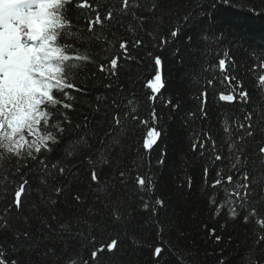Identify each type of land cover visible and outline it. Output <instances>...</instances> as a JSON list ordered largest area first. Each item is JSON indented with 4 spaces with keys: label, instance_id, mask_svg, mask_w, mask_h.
Here are the masks:
<instances>
[{
    "label": "trees",
    "instance_id": "obj_1",
    "mask_svg": "<svg viewBox=\"0 0 264 264\" xmlns=\"http://www.w3.org/2000/svg\"><path fill=\"white\" fill-rule=\"evenodd\" d=\"M78 2L74 0L67 6L66 14L72 26L61 31L58 41L66 54L73 57L68 62L73 65L71 82L83 91L65 90L74 97L73 108L60 110L66 112L71 123L63 125L65 131L51 152L38 155L36 161L29 160L27 167L21 168L32 187L28 190L24 211L13 210L9 217L13 230L24 229V217H29L27 226L37 247L19 253L23 264H65L69 256L77 255L88 264H264V242L257 243L258 237L264 236V228L255 219L246 224L240 218H229L227 208L220 209L217 215L215 205L210 203V197L217 201L223 198L219 188L210 187L215 179L214 169H222L226 174L230 162H213L210 144L205 145L203 154L199 148L192 150L193 143L207 133L216 141L217 153L225 154L228 139L225 127L233 137L243 134L237 126L247 112H252L253 123L258 119L260 123L255 135L246 140V151L258 159V148L264 145V133L259 131L264 128V88L257 84L258 76L263 73L258 67L254 70L253 65L264 63V0H228V4L222 0H162L160 8L151 14L147 10L154 0H135L141 5L135 10L136 16H145L151 23L140 26L130 14L119 16V23L113 21L103 29L97 26L95 35L106 38L101 40L87 32V20L93 13L75 7ZM90 3L93 7L99 6L101 13L109 8L118 11L121 6V0H90ZM177 27L179 35L173 38L170 33ZM137 38L142 40V45L130 48L132 59H121L115 77L100 73V63L121 53L120 42L131 43ZM161 38L167 43L161 45ZM225 52L229 54L227 59L234 63L226 72H221L218 61L225 58ZM79 55H88L90 59L75 60ZM155 56L163 62L160 71L165 87L153 101L149 99L153 92L148 81L156 73ZM226 76L243 83L250 96L247 103L219 99L221 92L237 94L239 91L229 86ZM208 80L213 81L210 87ZM107 84L112 86L105 87ZM205 90L208 92L204 106L206 117L200 112V94ZM54 94L64 99L63 93ZM169 99L180 107L166 105ZM129 100L133 101L132 105ZM132 107L136 108L135 113H131ZM58 108L48 110L55 115ZM153 108L158 117L155 123L151 119ZM116 112L121 116L122 127L114 124L112 117ZM125 113L139 119L135 122L125 119ZM141 120L148 123L142 124ZM51 123L48 130H53ZM152 127L161 136L151 150H146L144 140ZM112 137L118 138L119 144L111 148V163L103 166L100 185L94 184L90 180L89 161L98 159ZM83 141H87V147ZM162 153L164 163L160 164ZM3 155L0 213L13 198L15 184L9 181L18 183L20 179L14 175L16 158ZM39 160L49 166L47 188L40 185L43 169ZM52 164L65 167V174L60 176L51 169ZM205 167L209 169L207 179L203 175ZM254 171L257 178L264 176V168L259 165ZM120 172L124 173L123 178ZM140 177L145 178L146 187L151 178L150 192L139 186ZM257 184L258 191L264 190V182L257 179ZM55 187L66 190L57 197ZM37 188L57 203L50 208L41 206L40 213L33 215L28 209L32 204H40ZM77 194H81L83 205L74 201ZM156 199L163 200L164 206L157 207L153 216L151 207ZM257 200L255 206L264 217V198L257 197ZM145 201L150 205L147 211L143 208ZM111 205L119 206L120 221L110 218ZM52 216L56 219H51ZM40 217L47 219L63 239L51 234L49 240L50 233ZM84 221L95 222L98 227L88 228ZM69 223L71 235L61 232L59 227ZM212 229L221 237L219 242L211 235ZM92 236L96 247L117 239L119 250L105 252L93 262L90 258V251L94 250ZM13 240L12 231L0 233V243L9 247L11 258H16L18 253L11 251ZM53 246L56 255L44 256L47 248ZM155 247L164 249L159 258H153Z\"/></svg>",
    "mask_w": 264,
    "mask_h": 264
},
{
    "label": "snow or ice",
    "instance_id": "obj_2",
    "mask_svg": "<svg viewBox=\"0 0 264 264\" xmlns=\"http://www.w3.org/2000/svg\"><path fill=\"white\" fill-rule=\"evenodd\" d=\"M224 4H228V0H222ZM74 3V0H0V159L4 158L3 154L15 157L17 166L15 169V176H19V182L9 181L14 183L13 198L5 207L4 211L0 213V233L13 232V244L11 251L18 253L16 258L9 256V247L0 243V264H23L19 253L31 251L36 244L33 243V236L29 229V217H24L25 228L13 230V225L9 217L14 210L21 213L25 209V201L29 199V188L32 187L30 180L26 174L21 171L22 167H27L29 160L36 161L38 155L46 154L53 150V147L58 143V137L65 131L63 126L65 123L70 124L67 114L63 110H71L73 108L72 100L74 99L65 90H75L82 92L83 89L71 82L70 72L73 67L69 61L73 57L66 54L65 47L62 46L58 37L62 30L71 28L72 21L67 17V6ZM162 0H154L150 8L147 10L150 14L155 13L161 6ZM4 5H12L7 13L4 12ZM75 7L79 9H88L93 13V16L87 20V32L92 34L96 40L106 39L100 35H95L94 30L99 26L104 28L105 24H110L113 21L120 22L119 16L131 15L132 18L138 21L140 26L151 23L145 16H136L135 10L139 9L141 5L135 0H121V6L118 11L109 8L104 13L99 11V6L93 7L90 0H79L75 3ZM250 11H254L250 9ZM189 19L185 17V20ZM121 26H123L121 24ZM131 25L129 29L131 30ZM180 29L177 27L171 31V37L175 38L179 35ZM191 38L189 37V41ZM110 43V42H109ZM161 45L166 44L167 40L161 38ZM142 45V40L137 38L131 43L127 40L119 43L120 54H116L107 60L106 63L98 65L100 73L106 76L115 77L120 67L121 59H132L131 49H135ZM151 56L152 54L149 53ZM229 54L224 53L225 58L218 61L219 70L226 72L230 64L234 61L227 59ZM77 61H88V55H79L74 58ZM156 73L152 80L148 81V86L152 89L153 96L150 100H155L156 94L160 93L165 87L164 79L160 71L162 60L159 56L153 57ZM264 73V63L253 65V69H257ZM229 86H234L239 89L237 94L220 93L219 99L224 102H239L247 103L250 99L249 92L244 88L243 83L235 80L234 77H225ZM210 87L213 84L212 80L207 81ZM259 87L264 88V74L257 78ZM111 84L105 87H111ZM63 93L64 99L58 98L54 93ZM201 115L207 116L204 111L207 90L201 92ZM97 99H100L99 97ZM65 100L67 102H65ZM132 105L133 101H128ZM166 105H171L174 109L180 107L179 104H173L172 100L165 101ZM57 114L54 115L49 108H56ZM136 108H131V113H135ZM137 121L139 118L135 115L129 116L125 113V119ZM116 126H121V116L116 112L112 117ZM151 119L153 123L158 119L155 108L151 112ZM53 130H48L49 122ZM142 124H147L148 121H139ZM253 123V113L247 112L244 116L243 122L238 124V128L243 134L233 137L229 128L225 127V132L228 135L226 141L227 152L223 155L217 153L216 141L210 135L204 133L201 138L193 143L192 150L195 152L199 148L201 154L205 149L206 144L211 145V155L213 162H230L228 172L222 169H214L215 179L212 181L210 187L212 189H220L223 198L217 201L214 197H210V203L215 205L216 214L220 213V209L227 208V214L231 219L240 218L244 223H249L250 220L255 219L258 226L264 228V217L260 216L257 207L255 206L259 201L257 197L264 198V190L258 191L259 185L257 179L264 182V176L257 178L255 176V169L257 165L264 168V145L259 146L256 157L249 156L246 149L248 147L246 140L252 138L257 129V125ZM259 131L264 133V128ZM161 132L152 127L147 133L144 140V148L151 150L157 144ZM31 137V139H29ZM104 144V141H100ZM87 147V141H83ZM119 144V139L112 137L110 144L105 151H101L96 161L90 160L91 171L90 180L97 185H100L101 176L103 174V166H109L111 163L110 151L111 148ZM163 153L158 163L163 164ZM43 169V175L40 179V185L43 188L48 187L46 177L49 174V166L43 160L38 161ZM51 169H54L60 176L66 172L65 167L59 164H52ZM99 169V170H98ZM209 169H203V175L207 179ZM251 173V174H250ZM120 177H124V173H119ZM138 184L141 188H146V191L152 190L151 178L148 179L147 187L144 177L138 179ZM189 186L191 180L189 179ZM65 188L55 187L53 189L57 197L63 195ZM106 192L105 188H100ZM40 196V204H32L28 209L33 215L40 213V207L50 208V206L57 203L51 196H45L44 192L37 188ZM77 204H84L81 194L73 197ZM164 201L156 199L151 207L153 216L156 214L157 207L162 208ZM109 207V205H105ZM144 210H149L150 205L147 201L143 202ZM41 223L48 229L50 235L47 237L51 240V234H55L59 239H63L60 233H57L52 225L47 222V219L40 217ZM110 218L113 221H120L122 215L118 205H111ZM55 220L56 217L52 216ZM76 223L81 224L80 220ZM158 223V222H157ZM83 224L88 228L98 227L95 224H88L84 221ZM61 232L72 234V228L69 224H61ZM162 231V229H161ZM80 236L82 232L77 233ZM211 235L219 242L221 237L215 234V229L211 230ZM93 242L94 250L90 251V258L93 262L97 261L105 252L114 253L119 250L120 242L117 239H110L107 242L95 246V237L90 238ZM264 242V236H259L257 243ZM164 249L162 247H155L153 251V258L161 257ZM44 256H55V247L47 248ZM65 264H88V261L83 260L78 255L69 256ZM223 264V262H221Z\"/></svg>",
    "mask_w": 264,
    "mask_h": 264
},
{
    "label": "clouds",
    "instance_id": "obj_3",
    "mask_svg": "<svg viewBox=\"0 0 264 264\" xmlns=\"http://www.w3.org/2000/svg\"><path fill=\"white\" fill-rule=\"evenodd\" d=\"M11 7H14V6H12V5H4L3 6L4 12L7 13L8 9L11 8Z\"/></svg>",
    "mask_w": 264,
    "mask_h": 264
}]
</instances>
